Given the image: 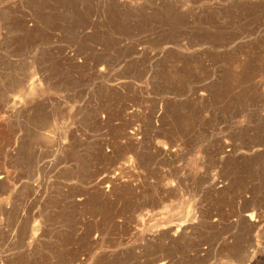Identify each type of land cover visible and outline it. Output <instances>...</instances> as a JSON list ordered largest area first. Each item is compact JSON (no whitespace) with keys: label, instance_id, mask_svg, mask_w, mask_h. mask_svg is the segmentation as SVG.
<instances>
[{"label":"rangeland","instance_id":"rangeland-1","mask_svg":"<svg viewBox=\"0 0 264 264\" xmlns=\"http://www.w3.org/2000/svg\"><path fill=\"white\" fill-rule=\"evenodd\" d=\"M0 264H264V0H0Z\"/></svg>","mask_w":264,"mask_h":264},{"label":"bare ground","instance_id":"bare-ground-1","mask_svg":"<svg viewBox=\"0 0 264 264\" xmlns=\"http://www.w3.org/2000/svg\"><path fill=\"white\" fill-rule=\"evenodd\" d=\"M33 96H35V95H33Z\"/></svg>","mask_w":264,"mask_h":264}]
</instances>
